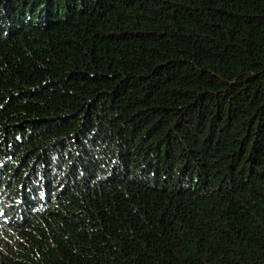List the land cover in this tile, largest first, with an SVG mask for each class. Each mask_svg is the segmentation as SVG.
Returning <instances> with one entry per match:
<instances>
[{
	"label": "trees",
	"instance_id": "1",
	"mask_svg": "<svg viewBox=\"0 0 264 264\" xmlns=\"http://www.w3.org/2000/svg\"><path fill=\"white\" fill-rule=\"evenodd\" d=\"M0 264H264V0H0Z\"/></svg>",
	"mask_w": 264,
	"mask_h": 264
},
{
	"label": "bare ground",
	"instance_id": "2",
	"mask_svg": "<svg viewBox=\"0 0 264 264\" xmlns=\"http://www.w3.org/2000/svg\"><path fill=\"white\" fill-rule=\"evenodd\" d=\"M196 68V67H195Z\"/></svg>",
	"mask_w": 264,
	"mask_h": 264
}]
</instances>
